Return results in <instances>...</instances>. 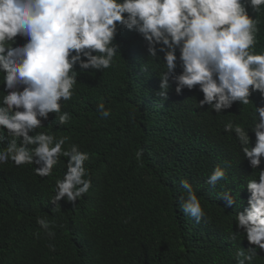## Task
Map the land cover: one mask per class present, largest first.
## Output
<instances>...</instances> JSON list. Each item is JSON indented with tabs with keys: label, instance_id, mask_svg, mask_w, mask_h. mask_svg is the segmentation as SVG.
Instances as JSON below:
<instances>
[{
	"label": "trees",
	"instance_id": "1",
	"mask_svg": "<svg viewBox=\"0 0 264 264\" xmlns=\"http://www.w3.org/2000/svg\"><path fill=\"white\" fill-rule=\"evenodd\" d=\"M258 19L260 51L264 9ZM116 42L121 56L113 68L78 74L74 96L62 108L71 119L59 125L49 114L38 129L67 136L65 147L75 143L89 153L85 167L92 187L75 205L62 199L54 209L49 200L68 158L62 157L45 178L31 165H0V264H236V250L250 245L246 239L229 240L231 230L236 231L235 205L216 199L225 181L216 189L204 181L215 166L226 167V188L235 195L254 178L238 142L223 131L229 120L251 127L253 106L234 103L216 114L206 105L198 107L203 97L197 89L177 95L174 84L167 99L159 100L162 63L146 58L145 44L135 32L121 31ZM144 68L148 70L142 72ZM250 99L256 106L264 103L258 93ZM100 102L110 110L109 117L101 118ZM130 112L136 113L134 123ZM249 136L254 142L251 131ZM182 179L192 183L204 207L206 219L199 224L177 207ZM247 196L246 189L240 191L241 211ZM38 218L55 225L54 237L45 234ZM252 264H264V251Z\"/></svg>",
	"mask_w": 264,
	"mask_h": 264
},
{
	"label": "clouds",
	"instance_id": "2",
	"mask_svg": "<svg viewBox=\"0 0 264 264\" xmlns=\"http://www.w3.org/2000/svg\"><path fill=\"white\" fill-rule=\"evenodd\" d=\"M262 9L264 0H0V165H31L45 178L65 157L67 171L56 180L49 202L54 209L62 199L75 205L88 193L89 153L75 143L65 147L67 136L38 129L49 114L57 124H66L71 114L62 111L63 102L73 98L78 74L113 68L121 56L117 35L135 32L145 44L146 58L162 63L159 100L167 99L174 84L177 95L197 89L203 97L198 107L206 105L216 114L234 103L253 106L251 127L229 120L223 131L238 142L254 178L235 195L226 188V167L215 166L204 181L212 189L225 181L215 195L226 206L235 205L236 231L231 230L229 240L246 239L250 245L236 250V264H252L264 251V103L256 106L250 99L258 93L264 101V50L257 51ZM19 39L25 42L21 45ZM97 111L101 118L111 114L104 102ZM135 117L129 113L130 122ZM180 187L179 211L199 224L206 213L196 190L187 179L180 180ZM243 189L248 196L241 211ZM37 223L48 237L55 236V225L47 218ZM49 248L55 251V245Z\"/></svg>",
	"mask_w": 264,
	"mask_h": 264
}]
</instances>
